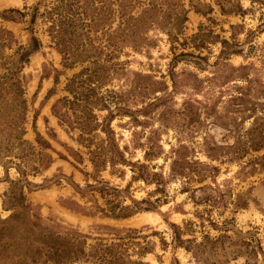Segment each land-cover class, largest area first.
Masks as SVG:
<instances>
[{"label": "trees", "instance_id": "1", "mask_svg": "<svg viewBox=\"0 0 264 264\" xmlns=\"http://www.w3.org/2000/svg\"><path fill=\"white\" fill-rule=\"evenodd\" d=\"M146 1L145 5L141 3L143 6L136 15L132 14L131 0L118 1V25L115 28L118 49L129 48L133 52H139L144 48L152 47L155 41L147 36L148 32L154 29L161 31L166 37L171 54L163 76L167 80L157 81L149 75L133 73L129 88L122 92L104 89L105 92L98 93V90L104 88L105 83L108 82L113 65H108V60L103 63L97 59L88 60L87 57L68 55L66 35L62 28L68 27L66 25L72 20L63 15L58 17L57 30L52 39L61 55L62 66L70 68L75 63L86 60L92 65L89 69H81L66 81L64 91L71 96V99L63 97L60 105L63 108L67 107L72 113L76 111L79 113L71 123L78 130L76 142L86 149L87 161L92 169V175L87 173L83 175L87 178L92 177L94 183L89 184L86 181L83 187L71 182L68 184L80 198H84L85 194L96 193L105 205L103 209L92 201L93 211L83 212L80 210L86 208L74 203L80 210H71L84 215L100 213L112 219L127 218L141 211H151L156 204H164L165 181L178 180L181 183L180 192L187 196L192 205L203 206L202 212H194L199 220L198 227L203 228L202 216L209 215L212 209L227 208L229 213L233 214L247 209L250 203L255 204L251 196L252 187L233 193L229 186L232 179L242 182L247 177L264 172V117H255L249 127L243 128L245 111H247L245 103H225L218 112L215 104L208 105L196 99H186L181 101L178 109H173L170 105L173 103L172 96L179 91L187 89L193 94H198L205 86L210 91L215 85L222 87L237 81H245L246 66L234 67L227 63L228 57L242 54L236 42L219 37L203 26H199L195 34L179 42L187 18L178 0ZM138 2L136 3L139 4ZM218 6L222 15L240 16L244 13L237 0L227 2V7L220 4ZM100 10L106 15L98 17L97 14L92 21V27L99 23L97 20H101L103 24L113 15V10L108 6L97 9ZM193 10L202 16L211 11L209 7L206 11H201L197 7H193ZM26 15L24 11L7 9L0 12V19L19 23ZM29 32L31 34V30ZM109 37H107L108 45ZM30 41L31 48L19 45L11 32L0 28V71L2 72L0 73V166L5 175L9 169H13L17 174L15 180L6 179L8 189L1 198V208L9 214L4 218L0 217V264H148L143 261V257L150 253L151 247L147 243L135 241L139 238L143 239L140 235L141 231L103 227L108 235H112L111 240L114 242L103 243L101 239L96 238L93 239L92 244H87L88 236L56 222L44 221L39 214L38 206L27 201L25 190L43 187L31 184L27 181V176H35L47 169L51 163V157L46 152L51 151L49 143L38 133L34 132L35 145L23 139L27 107L24 99L25 80L23 81L24 77L20 76V73L23 66L28 63L29 54L34 52L38 45L34 37H31ZM208 44L219 46L212 65L207 63V56L200 55V51ZM178 48L180 51L177 50ZM186 48H190L191 51H186ZM5 50L12 52L10 55H5ZM180 63L189 65L196 71H205V68L210 66L214 70L208 77L200 79L192 70L175 71ZM45 77L47 73L43 70L41 78ZM53 84H57V78H53ZM240 100L241 95L229 98V102ZM93 109L104 111L105 115L99 119L92 113ZM51 113L59 121L70 125L67 113H60L55 104L51 107ZM115 117H126L131 127L141 129L139 133L136 131L131 133L132 146L142 151L141 160L130 161L125 156L127 146L119 149L110 128V123ZM153 120L159 123L158 130L149 127V122ZM204 123H209L222 132L219 140L209 136L202 137L200 154L205 161H200L193 148L178 139L176 144L163 155L158 143L159 130L170 126L179 133L184 130L195 132ZM31 126L34 130V122ZM94 131L103 134V138L95 145L90 136ZM48 136L54 138L53 133H49ZM141 136L143 141H140ZM68 150L77 163H82L83 159L78 153ZM259 152H261L259 155H253ZM161 155L164 163L167 162L166 176L161 168L149 165V162ZM214 163L216 165H213ZM222 165H233L237 169L231 179L217 184L215 180L219 166ZM119 166L129 168L131 182L140 181L144 185H152L154 187L152 193L158 197L153 201L148 198L140 201L130 199V205L115 201L122 190L110 187L106 182L94 178L106 168L115 170ZM54 178L56 176H53ZM47 181L55 185H59L60 182L57 178ZM205 181L208 183L197 188L190 187L192 183L202 184ZM61 206L64 207V204L61 203ZM230 221L225 220L223 224ZM207 222L211 228H217L211 219H207ZM169 226L172 248L183 249L195 261L203 264H212L208 255L213 254L217 247L223 251L222 256H225V250L231 245L226 234L212 238L204 233L200 240L196 241L192 221H186L182 226L174 224ZM222 228L219 231L224 233L229 231L226 226ZM184 235H189L191 238L182 239ZM223 240L228 241L225 247ZM253 243L254 241L249 238L239 241L238 251H231V257L237 254L255 257L260 252V247L257 241L255 245ZM161 245H165L163 240Z\"/></svg>", "mask_w": 264, "mask_h": 264}, {"label": "rangeland", "instance_id": "2", "mask_svg": "<svg viewBox=\"0 0 264 264\" xmlns=\"http://www.w3.org/2000/svg\"><path fill=\"white\" fill-rule=\"evenodd\" d=\"M119 0H0V12L7 9H16L27 13L21 22H6L0 19V28L5 29L13 35V38L19 45L24 47L30 46V39L34 37L37 42V49L29 54L28 63H26L20 76H23L24 99L26 101L25 115V134L23 139L34 143V132L49 143L51 148L46 152L51 157V163L47 169L41 171L35 176L28 175L27 181L33 185H42L41 188H31L30 191H24L25 197L32 205H37L41 218L56 222L60 225L70 227L81 234L88 236L87 244H92L93 239H101L103 243L114 242L111 240L112 235H108L103 227L113 229H136L141 231L143 239H136L140 243H147L151 247L150 253L143 257V261L148 264H203L195 261L191 255L181 248H172L170 245L171 229L169 224L182 226L186 221L194 223V237L196 241L200 240L201 235L207 233L210 237H217L219 234H226L229 237L230 244L225 250V256H222V250L216 248L213 254H209V261L212 264H264V172L256 173L247 177L244 181L232 179L230 188L233 193L242 192L248 187H252L251 196L255 204L250 203L245 210H239L233 214L229 213L227 208L212 209L208 214H203V228L198 227L199 220L195 217L194 212H202L203 206H193L185 194L180 192L181 183L178 180L165 181L164 193L165 203L156 204L151 211H141L130 217L122 219H112L104 217L100 213H89L84 215L71 209L80 210L76 207L86 209L83 212L93 211L92 201L105 209L103 200L96 193L85 194L80 198L71 185L74 183L83 187L87 181L93 184L92 177H85L83 173L92 175V169L87 161L86 149L76 142L78 130L71 123L75 116L79 115L76 111L72 113L67 107H61L60 100L63 97L71 99V96L64 91L65 83L68 79L76 75L81 69H89L92 65L86 60L77 62L70 68L62 66L61 55L52 39L54 32L57 30L58 17L63 15L68 17L69 22L62 28L65 32L68 55L74 57H87V59H97L99 62L108 60V65H113L110 70L111 74L104 88L98 90V93L111 90L115 92L125 91L129 88L133 79V73L149 75L153 80H167L165 75L166 65L171 58L169 45L165 35L159 30L148 32L154 45L144 48L139 52H133L129 48L118 49L115 35V28L118 25L117 3ZM139 1L137 4L136 2ZM131 0L133 5L132 14L136 15L141 7L147 3L146 0ZM186 12V22L182 28V39H187L197 32L199 26L206 30H211L219 37L228 41L236 42L241 49V55H232L228 57L227 63L237 67L245 65V81H237L222 87L215 85L212 90H207L206 86L201 93L193 94L189 90H182L172 96L173 103H170L173 109H178L181 101L186 99H196L200 103L208 105L215 104L219 112L225 103H245L243 128H247L256 117H264V0H237L244 10L242 15H222L219 11L218 4L227 7V2L234 0H178ZM143 3V5H141ZM108 6L113 10V15L108 22L101 23L97 20L95 26L93 19L96 15L104 17L106 14L97 11L98 8ZM211 9L210 13L202 16L195 13L193 7L201 11H206L207 7ZM55 8V9H54ZM54 9V11H53ZM95 9V10H92ZM49 12L51 13L49 15ZM79 19V20H76ZM91 19V21H90ZM101 23V24H100ZM231 27H234L231 28ZM31 30V34L29 32ZM110 39L107 44V37ZM178 51L179 48L177 49ZM186 51H191L186 48ZM218 45H206L200 51L201 56H207V63L212 65L218 54ZM12 51L5 50V55H10ZM196 54V53H195ZM181 69L192 70L197 73V77L203 79L208 77L213 67L205 68V71H196L191 66L180 63L176 66L175 71ZM43 70L47 77L41 78ZM0 73H2L0 71ZM53 78H57V84H53ZM169 86V83L166 82ZM241 95L240 101L229 102L230 97ZM130 103V101H129ZM59 108L60 113H67L69 123L59 121L51 113L52 105ZM138 104V103H137ZM92 113L99 119L105 115L104 111L93 109ZM76 114V115H75ZM33 116L35 118L33 119ZM34 122V130L32 129ZM71 126V127H70ZM149 127L156 129L160 127L156 120L149 122ZM110 128L113 131V138L119 149L127 146L125 156L130 161L141 160L142 151L132 146V132H141L140 128H133L127 123L126 117H115ZM53 133L54 138H49L48 134ZM219 128L204 123L202 127L195 132L182 133L177 132L172 127L159 130L158 143L161 146L163 155L168 152L171 146L176 144V139L185 141L196 153L200 161L205 158L200 154L201 141L203 136H209L212 139L219 140L221 137ZM93 144L103 138V134L94 131L90 134ZM141 136L140 141H143ZM93 146L90 147L92 149ZM73 153H78L82 157V163H77ZM261 152L253 155H259ZM163 155L149 162V165L155 168H161L164 176L167 173V162L164 163ZM213 165H216L215 163ZM161 166V167H160ZM236 166L222 165L219 166V173L216 177V183L222 184L223 180L231 179L236 171ZM7 176V177H6ZM53 176L59 179V185L51 184L48 179L54 180ZM131 172L128 167L119 166L115 170L106 168L104 171L97 173L94 178L97 181H103L108 186L122 190L115 201L123 205H130V199L140 201L149 199L153 201L156 194H153L152 185H144L140 181H130ZM17 174L13 169H9L5 175L0 166V217H6L9 212L1 208L2 194L8 189L6 179L15 180ZM192 183L191 188H197L200 185L207 184ZM197 194V193H196ZM64 204V207L61 206ZM75 203V204H74ZM70 208V209H67ZM209 217V218H208ZM207 219H211L216 224V229L209 226ZM231 220L226 224L223 221ZM226 226L229 231L221 232L219 230ZM191 236L184 235L182 239H190ZM252 239L253 245L257 243L260 252L255 257H247L245 254L232 256L231 251H238V242L241 240ZM161 240L165 245H161ZM228 241L223 240V247Z\"/></svg>", "mask_w": 264, "mask_h": 264}]
</instances>
